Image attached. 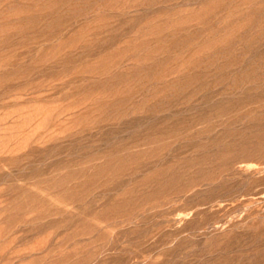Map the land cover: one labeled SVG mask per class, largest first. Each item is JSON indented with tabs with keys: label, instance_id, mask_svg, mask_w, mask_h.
I'll return each instance as SVG.
<instances>
[{
	"label": "rangeland",
	"instance_id": "obj_1",
	"mask_svg": "<svg viewBox=\"0 0 264 264\" xmlns=\"http://www.w3.org/2000/svg\"><path fill=\"white\" fill-rule=\"evenodd\" d=\"M5 262L264 264V0H0Z\"/></svg>",
	"mask_w": 264,
	"mask_h": 264
},
{
	"label": "bare ground",
	"instance_id": "obj_2",
	"mask_svg": "<svg viewBox=\"0 0 264 264\" xmlns=\"http://www.w3.org/2000/svg\"><path fill=\"white\" fill-rule=\"evenodd\" d=\"M152 140V139H151ZM155 141V140H154ZM113 171V170H112ZM162 185V184H161ZM92 233H94V232H92ZM8 261V260H7ZM6 264H7V262H5Z\"/></svg>",
	"mask_w": 264,
	"mask_h": 264
}]
</instances>
